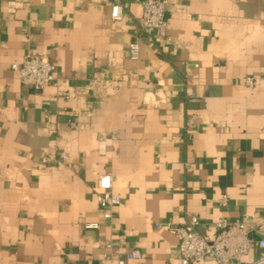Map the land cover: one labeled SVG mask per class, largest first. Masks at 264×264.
Instances as JSON below:
<instances>
[{
  "label": "crops",
  "instance_id": "crops-1",
  "mask_svg": "<svg viewBox=\"0 0 264 264\" xmlns=\"http://www.w3.org/2000/svg\"><path fill=\"white\" fill-rule=\"evenodd\" d=\"M112 1L0 0V264H116L131 249L125 264H181L171 227L188 213L207 240L219 217L264 222V0H167V37L151 40L144 0H121L118 20ZM25 55H47L59 83L20 84ZM105 173L121 197L109 218Z\"/></svg>",
  "mask_w": 264,
  "mask_h": 264
},
{
  "label": "built area",
  "instance_id": "built-area-1",
  "mask_svg": "<svg viewBox=\"0 0 264 264\" xmlns=\"http://www.w3.org/2000/svg\"><path fill=\"white\" fill-rule=\"evenodd\" d=\"M167 0H144L142 3L140 30L151 40L152 33L167 37ZM126 2L113 0L110 5V17L113 20L121 18ZM127 57L136 59L139 55V41L131 40L126 48ZM20 84L31 88H41L50 84L57 85L59 79L54 75V66L47 55H25L19 62L11 64ZM245 83L252 85V78L247 76ZM185 102L196 105L203 102V97L193 90L184 92ZM185 127H196L191 117L185 120ZM64 158V155H61ZM95 199L101 209L103 218L111 216L112 209L121 202L120 195L113 191L109 174H101L97 178ZM221 202L225 203L222 195ZM199 218L196 213H188L186 218L171 230L178 237L177 249L181 264L195 261L212 260L215 264H264V236L254 237L253 234H264V222L254 224L247 213H241L234 219L219 217L214 226V237L207 240L199 231ZM98 222H86L85 228H97ZM253 247L258 248V255L251 261L242 258ZM140 251L131 249L116 264H125L126 259L140 257Z\"/></svg>",
  "mask_w": 264,
  "mask_h": 264
}]
</instances>
